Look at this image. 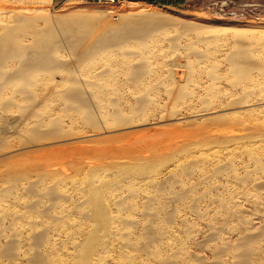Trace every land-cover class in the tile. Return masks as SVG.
Returning a JSON list of instances; mask_svg holds the SVG:
<instances>
[{"label": "rangeland", "instance_id": "obj_1", "mask_svg": "<svg viewBox=\"0 0 264 264\" xmlns=\"http://www.w3.org/2000/svg\"><path fill=\"white\" fill-rule=\"evenodd\" d=\"M119 1L0 0V264H264V0Z\"/></svg>", "mask_w": 264, "mask_h": 264}, {"label": "bare ground", "instance_id": "obj_2", "mask_svg": "<svg viewBox=\"0 0 264 264\" xmlns=\"http://www.w3.org/2000/svg\"><path fill=\"white\" fill-rule=\"evenodd\" d=\"M111 2L116 3L117 1L111 0ZM121 2V1H119ZM133 2L132 4H146V3H141L140 1H130ZM118 4V3H117ZM153 3L149 4L148 6L150 7H154L155 9H150L145 16H143L142 18L138 19V20H132V15L129 16H124L123 17V24L120 28L121 30V39L127 38L129 35H136L138 36L140 31H142L143 27L144 29H147V27H151L155 24H157L158 22L161 21V19H159L158 14H159V10H161L160 7H157L155 5H152ZM144 9V8H143ZM30 11V10H28ZM37 11V10H35ZM134 17V16H133ZM28 24L29 19L27 18L25 20ZM22 22V21H21ZM21 24V23H20ZM6 35L1 36L2 38H0V44H6L7 42L9 43V35L10 34H15V31H8L5 33ZM120 43V42H119ZM11 56H9L10 58ZM8 58V57H7ZM82 60V58L80 57V61ZM34 60H27V62L25 63V68H30L32 66H34ZM0 65H3V63H1Z\"/></svg>", "mask_w": 264, "mask_h": 264}, {"label": "water", "instance_id": "obj_3", "mask_svg": "<svg viewBox=\"0 0 264 264\" xmlns=\"http://www.w3.org/2000/svg\"><path fill=\"white\" fill-rule=\"evenodd\" d=\"M114 1H119V0H114ZM128 1H140V2L155 3L158 0H128Z\"/></svg>", "mask_w": 264, "mask_h": 264}, {"label": "built area", "instance_id": "obj_4", "mask_svg": "<svg viewBox=\"0 0 264 264\" xmlns=\"http://www.w3.org/2000/svg\"><path fill=\"white\" fill-rule=\"evenodd\" d=\"M97 1H102V0H97Z\"/></svg>", "mask_w": 264, "mask_h": 264}]
</instances>
